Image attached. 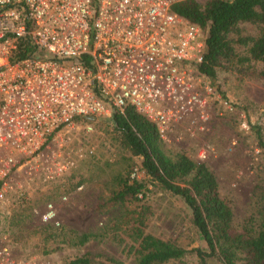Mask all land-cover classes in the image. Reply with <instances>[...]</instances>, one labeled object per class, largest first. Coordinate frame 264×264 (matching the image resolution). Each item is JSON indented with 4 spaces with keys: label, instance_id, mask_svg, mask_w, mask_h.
Wrapping results in <instances>:
<instances>
[{
    "label": "rangeland",
    "instance_id": "obj_1",
    "mask_svg": "<svg viewBox=\"0 0 264 264\" xmlns=\"http://www.w3.org/2000/svg\"><path fill=\"white\" fill-rule=\"evenodd\" d=\"M259 31L256 23L239 22L228 37L254 38ZM248 45L233 42L236 57L203 82L214 90L206 105L173 122L160 143L166 155L184 153L211 170L238 231L253 226L264 204V149L250 127L259 125L264 138V79L259 62L238 61ZM32 157L12 169L0 199V264H65L76 257L132 263L135 243L119 221L122 207L107 200L130 167L138 179L144 175L110 116L74 120ZM146 188L143 201L151 213L145 231L186 249H205L181 199L149 181ZM180 260L199 264L194 253ZM206 263L220 264L212 257Z\"/></svg>",
    "mask_w": 264,
    "mask_h": 264
},
{
    "label": "built area",
    "instance_id": "obj_2",
    "mask_svg": "<svg viewBox=\"0 0 264 264\" xmlns=\"http://www.w3.org/2000/svg\"><path fill=\"white\" fill-rule=\"evenodd\" d=\"M178 1L0 0V199L12 169L75 117L131 106L163 139L202 110L214 93L197 71L203 32ZM24 39L32 51L13 57Z\"/></svg>",
    "mask_w": 264,
    "mask_h": 264
},
{
    "label": "trees",
    "instance_id": "obj_3",
    "mask_svg": "<svg viewBox=\"0 0 264 264\" xmlns=\"http://www.w3.org/2000/svg\"><path fill=\"white\" fill-rule=\"evenodd\" d=\"M171 10L201 28L204 52L197 71L206 80L215 77L222 61L230 62L236 57L234 41L249 43L247 55L238 61L259 62V76L264 79V0H181L173 3ZM239 22L260 25L259 34L254 38L238 36L236 40L231 39L228 33L236 31ZM30 51L32 46L24 39L13 57H22ZM90 117H75L74 120ZM110 121L122 144L132 155L139 157V169L144 175L143 179L131 178L130 167L118 177V186L107 200L122 207L119 221L135 243L130 247L135 259L129 264H161L170 260L183 264L180 259L188 253H194L199 264H208L207 257L215 258L220 264H264V204L253 226L236 230L232 211L219 195L214 174L203 162H195L184 153L173 157L166 155L156 127L131 106H125L122 112L113 110ZM250 127L256 145L264 149L261 127ZM146 181L181 199L205 249H186L145 231L147 216L151 213L149 205L143 201ZM261 188L264 195V182ZM85 237L83 235L80 242H84ZM91 263L106 264L88 257L72 258L65 264Z\"/></svg>",
    "mask_w": 264,
    "mask_h": 264
}]
</instances>
